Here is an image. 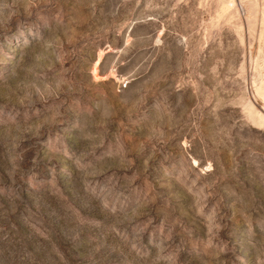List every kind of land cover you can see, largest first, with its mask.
I'll list each match as a JSON object with an SVG mask.
<instances>
[{
  "label": "rangeland",
  "instance_id": "1",
  "mask_svg": "<svg viewBox=\"0 0 264 264\" xmlns=\"http://www.w3.org/2000/svg\"><path fill=\"white\" fill-rule=\"evenodd\" d=\"M0 264H264V0H0Z\"/></svg>",
  "mask_w": 264,
  "mask_h": 264
},
{
  "label": "bare ground",
  "instance_id": "2",
  "mask_svg": "<svg viewBox=\"0 0 264 264\" xmlns=\"http://www.w3.org/2000/svg\"><path fill=\"white\" fill-rule=\"evenodd\" d=\"M96 71H94V73H95Z\"/></svg>",
  "mask_w": 264,
  "mask_h": 264
}]
</instances>
